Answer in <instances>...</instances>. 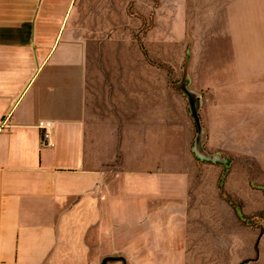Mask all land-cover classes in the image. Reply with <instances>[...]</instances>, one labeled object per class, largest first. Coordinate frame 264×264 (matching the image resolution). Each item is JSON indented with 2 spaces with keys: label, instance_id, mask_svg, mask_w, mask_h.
I'll return each instance as SVG.
<instances>
[{
  "label": "crops",
  "instance_id": "crops-1",
  "mask_svg": "<svg viewBox=\"0 0 264 264\" xmlns=\"http://www.w3.org/2000/svg\"><path fill=\"white\" fill-rule=\"evenodd\" d=\"M76 1L0 0V264H204L186 220L187 174L87 155ZM191 70L211 130L250 137L241 150L264 165V0L228 1Z\"/></svg>",
  "mask_w": 264,
  "mask_h": 264
},
{
  "label": "rangeland",
  "instance_id": "rangeland-1",
  "mask_svg": "<svg viewBox=\"0 0 264 264\" xmlns=\"http://www.w3.org/2000/svg\"><path fill=\"white\" fill-rule=\"evenodd\" d=\"M228 1H76L71 20L88 39L86 151L104 167L187 174L186 220L204 264H264V165L241 150L250 137L211 130L191 84Z\"/></svg>",
  "mask_w": 264,
  "mask_h": 264
},
{
  "label": "water",
  "instance_id": "water-1",
  "mask_svg": "<svg viewBox=\"0 0 264 264\" xmlns=\"http://www.w3.org/2000/svg\"><path fill=\"white\" fill-rule=\"evenodd\" d=\"M191 92V91H190ZM191 94L192 95H194L192 92H191ZM195 97H196V95H194ZM188 98V97H187ZM199 99L196 97V100L194 101V105H195V107H192L190 104H189V106H190V111H191V115H193V117H194V120H195V122L198 124V120H197V109H198V104H199ZM189 103V102H188ZM194 108V109H193ZM202 133H204L203 132V129L202 128H200L198 125H197V134H196V137H195V144H196V140H198L199 139V135L201 136V138H202V140H201V145H203V137H202ZM196 150V148H195V145H194V152H196L195 151ZM202 152H204L203 150H202ZM205 153V152H204ZM196 155H198L197 153H196ZM199 156V155H198ZM200 157H209L211 160H216L215 158V156H214V158L213 157H211L210 155H208L207 153H205V155H203V156H200Z\"/></svg>",
  "mask_w": 264,
  "mask_h": 264
},
{
  "label": "built area",
  "instance_id": "built-area-1",
  "mask_svg": "<svg viewBox=\"0 0 264 264\" xmlns=\"http://www.w3.org/2000/svg\"><path fill=\"white\" fill-rule=\"evenodd\" d=\"M38 127L40 129H42V136H43L44 143L49 148H52L54 146V142H53V139H52V137L50 135V132H49V130L52 129V123L51 122H48L46 120L40 121L38 123Z\"/></svg>",
  "mask_w": 264,
  "mask_h": 264
},
{
  "label": "trees",
  "instance_id": "trees-1",
  "mask_svg": "<svg viewBox=\"0 0 264 264\" xmlns=\"http://www.w3.org/2000/svg\"><path fill=\"white\" fill-rule=\"evenodd\" d=\"M140 47L143 48L141 44H140ZM142 52H143V54L145 55V50H144V48H143V51H142ZM109 260L112 261V260H115V259H114V258H105V259L103 260V262H101V264H105V263H106L107 261H109ZM245 262H246V261H243L241 264H245Z\"/></svg>",
  "mask_w": 264,
  "mask_h": 264
}]
</instances>
